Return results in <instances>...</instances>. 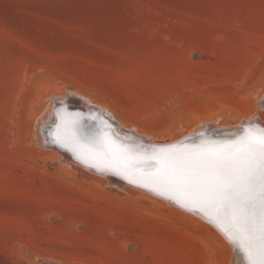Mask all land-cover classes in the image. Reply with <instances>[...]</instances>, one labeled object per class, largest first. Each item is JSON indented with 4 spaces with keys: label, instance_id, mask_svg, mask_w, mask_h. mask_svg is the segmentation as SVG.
Listing matches in <instances>:
<instances>
[{
    "label": "rangeland",
    "instance_id": "374dc122",
    "mask_svg": "<svg viewBox=\"0 0 264 264\" xmlns=\"http://www.w3.org/2000/svg\"><path fill=\"white\" fill-rule=\"evenodd\" d=\"M74 90L159 140L264 121V0H0V264L237 263L209 222L45 145Z\"/></svg>",
    "mask_w": 264,
    "mask_h": 264
},
{
    "label": "snow or ice",
    "instance_id": "6c2138e0",
    "mask_svg": "<svg viewBox=\"0 0 264 264\" xmlns=\"http://www.w3.org/2000/svg\"><path fill=\"white\" fill-rule=\"evenodd\" d=\"M81 141L114 162L111 149L91 133L77 129L75 137L66 138L74 144ZM161 154L165 165L154 186L180 191L190 203L216 207L230 222V238L245 251L248 264H264V126L249 122L222 146Z\"/></svg>",
    "mask_w": 264,
    "mask_h": 264
},
{
    "label": "water",
    "instance_id": "95a60500",
    "mask_svg": "<svg viewBox=\"0 0 264 264\" xmlns=\"http://www.w3.org/2000/svg\"><path fill=\"white\" fill-rule=\"evenodd\" d=\"M59 113L65 116V120H67L61 128H57V123L48 124L44 127L43 134L47 140L46 146L51 147L50 143L53 142L61 150L68 151L78 157V161L81 159L82 162L91 167L99 168L102 170L101 173H106V176L113 181H122L139 186L191 208L194 213L207 220L215 228L217 227L220 232L228 237L235 245L237 254L241 256L242 263L248 264L245 251L230 238L231 225L222 212H219L214 206L202 207L198 203H190L180 191L157 188L153 184V180L160 175L165 165L161 150H167L168 153H181L192 151L195 146L199 145L222 146L224 142L233 139L237 133L225 135L222 130H205L204 133H195L167 145H144L137 143L131 135L126 136L123 135L122 131L116 130L115 121L101 112H99L101 115L93 110L84 111L80 114L77 109L63 106ZM53 120L54 118L51 119V121ZM255 120L257 121V119H253V121ZM255 126L257 128L262 127L259 124ZM77 129L91 133L98 141L106 145V150L111 149L114 162L105 161L91 143L83 141L79 144L66 142V138H73L77 135ZM243 130L244 128L240 129L239 132ZM149 163L154 167H146Z\"/></svg>",
    "mask_w": 264,
    "mask_h": 264
},
{
    "label": "bare ground",
    "instance_id": "6f19581e",
    "mask_svg": "<svg viewBox=\"0 0 264 264\" xmlns=\"http://www.w3.org/2000/svg\"><path fill=\"white\" fill-rule=\"evenodd\" d=\"M67 92V91H66ZM259 99V98H258ZM257 99V100H258ZM260 100V99H259ZM262 100V99H261ZM258 102V101H257ZM259 103V102H258ZM257 103V104H258ZM63 106H68L69 108L71 109H77L78 112L81 114L82 112L84 111H96V112H101L103 115L106 114L108 117L110 118H113L115 119L116 118V115L110 110L108 109L105 105L103 104H98V103H95L91 97H87V95L81 93L80 91L78 90H74V91H69L68 94H62V95H51L50 96V102L48 104V110H47V121L46 123H42L41 125H46V124H50V125H53L54 123H57V128H61L63 127V123H65V116H63L62 114L59 113L60 109L63 107ZM262 107V106H261ZM258 108V107H257ZM260 108V107H259ZM257 111V110H256ZM263 111H264V108H263ZM255 112V111H254ZM254 112L248 116V117H242L238 120V125L236 126H232L231 125V128H226L224 129L223 131V134L225 135H228V134H236L240 131V129H243L245 127V125H247L249 122H252L254 123L255 125L256 124H259L260 126H264V121L261 120V118L257 117V115H254ZM101 113H99L101 115ZM259 116V115H258ZM54 118L53 121H51V119ZM117 119V118H116ZM253 119H257V121H253ZM121 122V121H120ZM119 122V123H120ZM203 122H208L210 123V128L211 130H214L215 128H217L218 126H215L213 123L215 122V119H210V120H203L201 122H199V125H203L204 123ZM38 123V121H37ZM203 123V124H201ZM208 123H206L208 125ZM38 125V124H37ZM40 125V124H39ZM207 125L205 126L204 124V128L201 127V128H196V129H193V130H190V131H187L183 134H181V136H178L177 138H167L166 140H159L158 138H156L155 136L153 135H148V133L146 132H143L141 131L137 126L135 125H125L123 122H121V124H118V122H115V129L116 130H120L122 131L123 135H126V136H129L131 135V137L137 142V143H143L144 145H156V146H162V145H167V144H171V143H175L181 139H184L192 134H195V133H204ZM225 125V124H224ZM226 126V125H225ZM45 127V126H44ZM43 128V126H42ZM56 128V129H57ZM225 128V127H224ZM216 130V129H215ZM223 130V129H222ZM130 133V134H128ZM44 137V135H43ZM45 141L47 142L46 138H45ZM50 145L58 152L60 153L59 155H62L64 156V158L66 159L65 161L67 162L70 161L72 162V164H75L77 165L78 167L84 169V171H88L96 176H99V177H102V178H105V180L107 179V181H109L111 184H113V186L115 185L116 187L119 188H124V187H129L131 189H135L137 191H142V192H145L147 194H150L159 199H161V201H165L166 203L180 209V210H183V211H186V212H190L196 216H198L200 219L208 222L207 220L203 219L201 216H199L198 214L194 213L192 211L191 208L189 207H186L185 205L181 204V203H178L172 199H167L166 197L156 193V192H153V191H149V190H146V189H142L141 187L139 186H136V185H131V184H128V183H124L122 181H113L112 179H110L108 176H106V173H101L102 170H100L99 168H96V167H91L90 165L82 162L81 159H79V161L77 160L78 157H76L74 154L68 152V151H64V150H61L60 147H58V145H54L53 142L50 143ZM53 149V150H54ZM58 150H61V151H58ZM81 161V162H80ZM66 165V164H65ZM70 168V166H69ZM116 176V175H115ZM185 213V212H184ZM214 227V226H213ZM215 228V227H214ZM217 228V227H216ZM215 228V229H216ZM216 230L219 231V229L217 228ZM216 232V231H215ZM220 232V231H219ZM224 238L229 241L233 248H234V253L236 255V261L237 263L235 264H244L242 263V260H241V256L237 254V251L235 249V245L232 243V241H230V239H228V237H226L222 232H220ZM222 238V237H221ZM224 240V239H223ZM235 259V258H234Z\"/></svg>",
    "mask_w": 264,
    "mask_h": 264
}]
</instances>
